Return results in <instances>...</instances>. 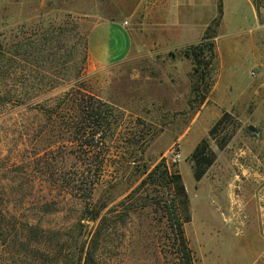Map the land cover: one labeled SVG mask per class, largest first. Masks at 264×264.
<instances>
[{"label": "rangeland", "instance_id": "374dc122", "mask_svg": "<svg viewBox=\"0 0 264 264\" xmlns=\"http://www.w3.org/2000/svg\"><path fill=\"white\" fill-rule=\"evenodd\" d=\"M260 5L224 0L218 25L222 0H0V198L21 225L5 232L0 264H176L155 202L169 193L150 187L128 200L141 183L130 173L162 162L187 189L195 264H264V34L250 31L253 6L264 22ZM105 21L125 25L132 48L100 68L88 36ZM107 36L124 53L122 35ZM204 38L218 56L200 106L182 49ZM81 93L114 114L99 176L92 151L72 142ZM225 113L234 122L221 136L237 130L220 150L209 134ZM204 139L217 160L198 182L191 156ZM100 200L104 218L89 221L85 202Z\"/></svg>", "mask_w": 264, "mask_h": 264}, {"label": "trees", "instance_id": "16d2710c", "mask_svg": "<svg viewBox=\"0 0 264 264\" xmlns=\"http://www.w3.org/2000/svg\"><path fill=\"white\" fill-rule=\"evenodd\" d=\"M263 0H254L256 8H260V4ZM223 17V7L219 9V16L216 19L218 25ZM85 52L83 55L84 62L87 61L88 52L85 43ZM0 44V49H1ZM184 56L189 59L193 65L192 73V91L196 95L194 101L198 102L202 106L206 100L207 95L214 85L212 78V69L217 60V45L214 40H208L207 38L201 41L189 45L182 49ZM79 105L75 108V122L71 127V134L73 136V143L79 145L81 148H86L92 151V156L95 155L97 160L96 173L103 169V161L99 158L103 155V151L100 149L101 139L106 135L107 128L112 124L110 122L113 117V110L110 109L105 103L95 97L88 96L87 94L81 93L79 96ZM232 120L233 116L230 113H225L222 118L215 124L210 131V137L216 141L220 150L227 147L229 142L234 137L237 128H234L231 134L226 133L221 136L223 132L227 131L228 123ZM193 162L194 177L196 181H201L207 174L209 169L215 164L217 155L211 148L208 139H204L196 148L191 156ZM137 175V180L141 178L140 185L134 189L128 197V200L136 196L141 190L153 187L155 191L158 188L166 189L169 195L159 196L157 194L156 203L162 206L168 216V221L171 228V236L169 237L170 247L175 251L176 264H195V256L189 246L188 239L185 233V225L191 222L192 216L190 211V199L187 193L186 186L183 182V177L178 171L169 169L165 163L158 164L154 169L148 168L144 165L135 171L130 173V178ZM99 176V175H98ZM129 180V179H128ZM95 186V185H94ZM0 187L1 184H0ZM153 189V190H154ZM158 192V191H157ZM88 193L86 196H90ZM167 196V197H166ZM5 200L3 197L0 198V243L7 244V234L12 230H18L21 225L17 219L13 221L12 217H8L4 211ZM144 203L143 206H147ZM107 208L106 203L101 204L97 202L94 205H89L88 201L85 202V214L89 215V221L95 223L99 222L100 219L104 218L102 215L104 210ZM80 222V221H79ZM39 227H34L33 231H38ZM12 232V231H11ZM97 234H100L98 230ZM91 257L88 256L84 264H90Z\"/></svg>", "mask_w": 264, "mask_h": 264}, {"label": "crops", "instance_id": "0c3cea01", "mask_svg": "<svg viewBox=\"0 0 264 264\" xmlns=\"http://www.w3.org/2000/svg\"><path fill=\"white\" fill-rule=\"evenodd\" d=\"M201 1H205V0H201ZM222 1H223V9L225 15L224 0ZM248 1L250 2V0ZM252 8L255 18L253 23L251 24L253 28H251L250 31L257 33L258 36L262 37L264 34V22L263 21L262 23L260 22L256 8L254 6ZM110 30L116 31L117 33L122 35V43H123L122 51H124V53L122 54L118 53L116 51L117 49L115 48L113 49V52L110 51V45L108 44V41H110V39L107 36ZM97 38L100 39L96 40ZM88 42H89L90 63H92V65L94 66L97 65L100 68H104L105 66L120 63L129 56V53L132 48V39L125 25L113 21H105L98 24L89 34ZM261 71H263V77H262V82L260 83L259 86L260 88L264 89V67L261 69ZM258 93L259 92L255 90L253 94V97L255 99H257L258 97ZM256 104L261 105L258 102H256Z\"/></svg>", "mask_w": 264, "mask_h": 264}]
</instances>
